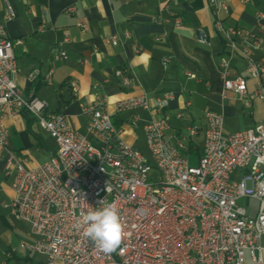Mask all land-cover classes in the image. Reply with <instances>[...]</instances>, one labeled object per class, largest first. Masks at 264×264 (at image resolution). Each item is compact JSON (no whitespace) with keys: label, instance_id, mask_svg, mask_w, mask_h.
Wrapping results in <instances>:
<instances>
[{"label":"built area","instance_id":"2783aa9c","mask_svg":"<svg viewBox=\"0 0 264 264\" xmlns=\"http://www.w3.org/2000/svg\"><path fill=\"white\" fill-rule=\"evenodd\" d=\"M209 4L216 14L228 12L222 1L209 0ZM14 16L6 0L0 23V148L14 193L10 204L2 206H9L17 220L28 222L34 236L22 249L44 255L46 264H264V122L224 135L222 116L205 111L202 154L196 165H190L183 151L186 139L198 133L197 127L190 125L183 137L172 139L167 134L168 118L154 116L168 105L171 93L152 99L145 93L129 95L116 101L113 113L107 96L97 94L83 108L89 115L86 134L78 133L63 112L48 111L44 101L32 92L23 96L17 87L15 43L6 28ZM256 18L259 21L262 15L256 13ZM213 27L221 33L226 49L218 64L224 91L243 97L247 77L257 81L244 100L249 108L252 99L264 97V66L253 58L264 48L263 38L252 29L226 27L218 16ZM195 38L208 43L202 29L196 30ZM118 40L116 34L106 39L111 44ZM68 41L65 33L56 42V61L67 59ZM238 46L247 63L246 76L230 78ZM114 74L124 86L134 81L129 70L117 69ZM68 84L76 93V81ZM136 109L148 115L142 129L152 162L125 141L124 130L113 120L114 114L129 113L128 123L134 127L140 121ZM22 111L55 142L50 158L35 168H26L9 146L4 122ZM182 116L183 112L176 114ZM237 171H241L239 178ZM242 199L258 202L254 215L239 204ZM103 200L116 204L124 225L121 249L111 255L85 237L83 228L74 227Z\"/></svg>","mask_w":264,"mask_h":264},{"label":"crops","instance_id":"0c3cea01","mask_svg":"<svg viewBox=\"0 0 264 264\" xmlns=\"http://www.w3.org/2000/svg\"><path fill=\"white\" fill-rule=\"evenodd\" d=\"M5 1L0 0V23ZM8 1L15 11L6 28L15 43L17 87L23 96L32 92L44 101L48 111L63 112L78 133L86 134L89 115L83 108L97 94L107 96L108 109L113 113L116 101L129 95L145 93L152 99L171 93L168 105L154 116L168 118L167 134L172 139L183 137L190 125L197 127L198 133L186 139L183 151L188 160L194 158L196 162L202 154L205 111L222 116L224 135L264 122V97L252 99L249 108L244 105L257 85L255 79L247 77L243 97L224 91L218 64L226 49L221 33L213 27L218 16L226 27L255 30L264 41V0H217L228 6L227 13L218 14L209 0ZM256 13L262 15L259 21ZM197 29L206 33L207 44L196 40ZM65 33L69 35L64 45L68 57L56 61L54 48ZM113 34L119 37L116 44L106 41ZM158 36L161 40H156ZM238 47L232 55L230 78L246 76L247 63ZM253 58L264 66V48L254 52ZM163 59L168 60L165 65ZM117 69L132 73L134 81L130 86H124L115 76ZM70 80L77 83L76 93L68 84ZM262 82L264 88V78ZM179 112H183L181 118L176 117ZM134 113L140 117L134 127L128 123L129 113L113 116L114 123L124 132L132 129L124 138L131 145L136 139L135 131L142 129V123L148 119L142 109ZM4 123L9 146L24 160L26 168L46 162L55 151L53 138L26 111ZM240 175L241 171H237L235 177ZM13 196L11 177L4 173L0 148V264L5 260L13 264H46L44 255L21 248L22 244L32 243L34 236L28 222L17 220L9 206H2L9 205ZM242 200L248 214L254 215L258 202Z\"/></svg>","mask_w":264,"mask_h":264},{"label":"clouds","instance_id":"9594fccd","mask_svg":"<svg viewBox=\"0 0 264 264\" xmlns=\"http://www.w3.org/2000/svg\"><path fill=\"white\" fill-rule=\"evenodd\" d=\"M105 255L121 249L125 238L124 225L115 203L100 201V207L88 211L74 225Z\"/></svg>","mask_w":264,"mask_h":264},{"label":"rangeland","instance_id":"374dc122","mask_svg":"<svg viewBox=\"0 0 264 264\" xmlns=\"http://www.w3.org/2000/svg\"><path fill=\"white\" fill-rule=\"evenodd\" d=\"M130 131H132V129L127 128L123 134V138H125L127 133ZM135 134H136V139L132 144L133 148L138 150L147 160L152 162V156H151V153L147 147L145 136H144V133L142 132L141 127L137 128V130L135 131ZM189 163H190V165H196L197 162L195 161L194 158H189ZM251 202H252V204H255L254 201H251ZM239 204H244V200H239Z\"/></svg>","mask_w":264,"mask_h":264}]
</instances>
